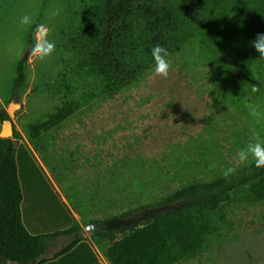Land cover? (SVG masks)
Here are the masks:
<instances>
[{"label":"trees","instance_id":"trees-1","mask_svg":"<svg viewBox=\"0 0 264 264\" xmlns=\"http://www.w3.org/2000/svg\"><path fill=\"white\" fill-rule=\"evenodd\" d=\"M72 10L64 56L57 73L46 82L56 106L27 127V141L41 158L55 129L94 103L140 84L155 65L151 49L157 44L167 49L168 57L186 44L200 45L218 70L225 99L235 105L251 103V98L264 103V58L251 44L257 34L264 33V0H72ZM33 31L28 37L30 50ZM24 66L20 61L16 67L8 104L24 90ZM252 86L259 90L252 92ZM8 120L6 110L0 108V128ZM17 137L13 126L11 138H0V264H44L83 241L84 230L73 222L52 233H29L22 220L23 195L15 162ZM117 163L123 169L130 160ZM135 182V191L122 196L125 205L144 202L151 195L143 179ZM155 184L153 181L150 186ZM104 198L91 191L66 199L71 207L84 204L92 213ZM154 199L113 218L165 204L181 202L182 206L120 230L124 232L120 238L116 236L120 231L90 236L107 241L104 255L109 264H177L195 258L220 228L224 208L235 203H264V168H256L252 161L228 178L188 181ZM61 240L65 245L46 256L47 249Z\"/></svg>","mask_w":264,"mask_h":264},{"label":"rangeland","instance_id":"rangeland-1","mask_svg":"<svg viewBox=\"0 0 264 264\" xmlns=\"http://www.w3.org/2000/svg\"><path fill=\"white\" fill-rule=\"evenodd\" d=\"M57 10L59 15L53 16ZM25 14L31 15L35 24L43 23L52 30L49 39L55 41L56 50L44 60L28 49L35 24L21 26L19 20ZM72 17V0H0V99L6 112L16 67L28 53L24 90L12 101L21 106L14 117L7 113L18 133L15 144H25L28 125L56 106L46 82L59 69ZM167 59V78L157 76L153 66L137 86L94 103L55 129L43 158L38 155L44 163L45 179L61 201L60 209L83 230L92 222L151 204L157 194H169L188 181H210L230 167L236 170L248 165L251 158L241 163L238 152L256 137L264 141V103L251 98V103L235 105L225 99L218 70L200 45L186 44ZM247 104L258 106L260 117L251 116ZM123 159L130 164L122 169L117 162ZM139 179L151 188V195L144 202L125 205L122 196L133 193ZM153 181L155 186H150ZM91 191L106 200L94 206L92 213L84 204L73 208L67 202L66 198ZM224 211L223 222L210 236L207 248L177 264H264V203H235ZM38 222L61 225L57 215ZM84 237L90 236L84 231ZM64 245L62 240L57 242L47 249L46 256Z\"/></svg>","mask_w":264,"mask_h":264},{"label":"crops","instance_id":"crops-1","mask_svg":"<svg viewBox=\"0 0 264 264\" xmlns=\"http://www.w3.org/2000/svg\"><path fill=\"white\" fill-rule=\"evenodd\" d=\"M4 103L0 99V107L6 109ZM15 162L23 195L22 220L29 233L39 235L68 228L73 221L60 209L56 190L45 179L44 163L27 140L25 144L22 141L15 144ZM53 206L59 209L55 211ZM49 215L60 217L61 225L46 226L38 222ZM107 246L108 243L87 237L68 253L44 264H109L104 255Z\"/></svg>","mask_w":264,"mask_h":264},{"label":"clouds","instance_id":"clouds-1","mask_svg":"<svg viewBox=\"0 0 264 264\" xmlns=\"http://www.w3.org/2000/svg\"><path fill=\"white\" fill-rule=\"evenodd\" d=\"M59 15V10L53 13V16ZM19 23L21 26H33L35 24L33 18L29 14L23 15ZM51 29L43 24H35L33 31L34 43L31 47V54L40 60H44L51 56L56 50V43L54 40L49 39ZM252 47L259 53V57L264 58V33L257 34L256 38L251 42ZM151 55L155 62L154 72L157 76L167 78L170 71V63L167 57L169 53L167 49L159 44L155 45L151 49ZM259 89L256 86L251 87L252 92H257ZM246 107L249 109V113L253 117H260L258 106L247 104ZM251 160L254 162L256 168H264V141H261L259 137H256L254 141L249 142L247 146L240 150L237 154L239 162L243 163ZM235 172V168H228L224 171L223 175L225 178L230 177Z\"/></svg>","mask_w":264,"mask_h":264},{"label":"water","instance_id":"water-1","mask_svg":"<svg viewBox=\"0 0 264 264\" xmlns=\"http://www.w3.org/2000/svg\"><path fill=\"white\" fill-rule=\"evenodd\" d=\"M28 53H26L24 61L27 59ZM20 104L17 102H10L7 106V113L14 117V111L20 108ZM13 135V125L10 120L2 123L0 128V138H11ZM182 206L181 202L160 205L157 207L147 208L142 211L130 214L125 217L113 218L102 222H94L85 226L84 231L88 236H94L102 233H109L112 231H118L125 228H132L139 226L145 220L154 216L164 214L169 211L177 210Z\"/></svg>","mask_w":264,"mask_h":264}]
</instances>
